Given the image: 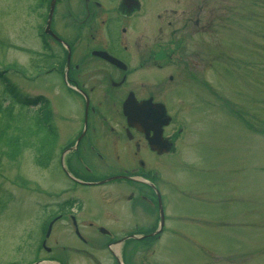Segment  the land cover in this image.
Returning a JSON list of instances; mask_svg holds the SVG:
<instances>
[{"label": "rangeland", "instance_id": "obj_1", "mask_svg": "<svg viewBox=\"0 0 264 264\" xmlns=\"http://www.w3.org/2000/svg\"><path fill=\"white\" fill-rule=\"evenodd\" d=\"M34 3L0 0V71L5 79L0 81V102L11 105L10 114L0 113V264H29L47 230L44 222L65 200L75 209L81 200L78 217H94L96 225L78 226L79 232L121 228L104 215L120 213L121 202L102 204L93 198L98 189L72 185L49 154L53 143L59 142L56 138H62L52 132V123L59 129L75 127L80 99L66 91L54 71L37 76L34 64L44 51L34 36ZM199 4L202 15L211 10L209 29L163 34L165 40L183 37L188 57L196 64L193 78H181L167 99L174 109L180 99V117L190 124L183 120L179 166L170 161L160 183L169 220L153 260L264 264V134L256 133L257 128L252 132L250 124L242 122L243 113L253 127L264 129V0ZM12 64L21 65L23 75L12 68L4 70ZM165 71L175 75L171 66ZM1 82L27 96L41 95V104L50 106L39 109L17 103ZM47 163L50 173L42 167ZM146 224L134 219L129 228L145 232ZM72 233L68 220H60L52 225L45 245L73 243Z\"/></svg>", "mask_w": 264, "mask_h": 264}, {"label": "flooded vegetation", "instance_id": "obj_2", "mask_svg": "<svg viewBox=\"0 0 264 264\" xmlns=\"http://www.w3.org/2000/svg\"><path fill=\"white\" fill-rule=\"evenodd\" d=\"M198 1L210 0H35L34 36L44 51L35 64L57 73L66 91L80 99L75 127L52 124L62 138L49 154L72 185L98 189L93 198L102 204L121 202L120 213H104L121 228L81 233L78 226L96 225L94 217H78L81 200L75 216L67 212L72 210L67 201L59 203L51 219L68 220L73 243L41 248L34 263L156 264L153 243L159 235L133 233L129 226L134 219L148 226L159 222L164 171L170 161L179 164L181 103L174 109L167 99L181 78H193L196 62L188 57L183 37L165 40L163 34L209 29L211 10L202 15ZM167 65L175 75L165 74ZM50 165H45L48 173Z\"/></svg>", "mask_w": 264, "mask_h": 264}, {"label": "trees", "instance_id": "obj_3", "mask_svg": "<svg viewBox=\"0 0 264 264\" xmlns=\"http://www.w3.org/2000/svg\"><path fill=\"white\" fill-rule=\"evenodd\" d=\"M3 78H2V74H1V72H0V81L2 80ZM9 89H8V92H10L12 95H14L16 98H15V100H20V102L22 103V104H25L26 106H29V105H36V104H39V103H41V98H35V99H32V100H29V99H20V97L18 96V99H17V95H15L16 94V92H15V90L13 91L10 87H8ZM25 101V102H24ZM43 105H46V102L45 103H43ZM10 109H11V105H9L8 107H4L3 105H2V103L0 102V113H9L10 114ZM242 122L243 123H249L250 124V128H253V126L251 125V123L247 120V119H245L244 117H243V113H242ZM255 127H257V126H255ZM258 128V127H257ZM259 129H261V130H263L264 131V129H262L261 127H259Z\"/></svg>", "mask_w": 264, "mask_h": 264}, {"label": "water", "instance_id": "obj_4", "mask_svg": "<svg viewBox=\"0 0 264 264\" xmlns=\"http://www.w3.org/2000/svg\"><path fill=\"white\" fill-rule=\"evenodd\" d=\"M129 105H130V101L129 100L127 102H125L124 105H123V113L127 117V121L129 120V113H128V109H127V106L129 107ZM50 226H51V223L48 226V229L46 231V235L49 233Z\"/></svg>", "mask_w": 264, "mask_h": 264}]
</instances>
